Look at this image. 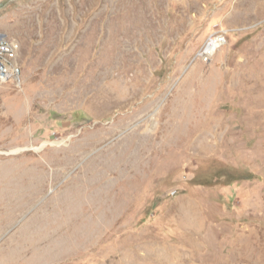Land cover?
Here are the masks:
<instances>
[{"label": "rangeland", "instance_id": "1", "mask_svg": "<svg viewBox=\"0 0 264 264\" xmlns=\"http://www.w3.org/2000/svg\"><path fill=\"white\" fill-rule=\"evenodd\" d=\"M0 34V264H264V0H0Z\"/></svg>", "mask_w": 264, "mask_h": 264}, {"label": "built area", "instance_id": "2", "mask_svg": "<svg viewBox=\"0 0 264 264\" xmlns=\"http://www.w3.org/2000/svg\"><path fill=\"white\" fill-rule=\"evenodd\" d=\"M226 42V31L220 29V31H215L211 33L206 42H204L201 50L199 51V56L204 61L210 60L212 55L216 50L221 48ZM18 46L13 40H7L3 34H0V72L6 71L5 65L12 61L16 55V50ZM1 52H9V59H1ZM3 74V76H4ZM2 76V75H1Z\"/></svg>", "mask_w": 264, "mask_h": 264}, {"label": "bare ground", "instance_id": "3", "mask_svg": "<svg viewBox=\"0 0 264 264\" xmlns=\"http://www.w3.org/2000/svg\"><path fill=\"white\" fill-rule=\"evenodd\" d=\"M133 6H134V5H133ZM135 8H136V7H135ZM135 8H134V9H135ZM133 13H134V12H133ZM137 13H138V12H137ZM129 16H130V15H129ZM150 17H151V16H150ZM132 19H133V18H132ZM131 22H132V21H131ZM141 24H142V23H141ZM135 27H136V26H135ZM139 29H141V28H139ZM122 30H123V29H122ZM133 30H134V29H133ZM131 31H132V30H131ZM131 31H130V32H131ZM137 31H138V29H137ZM141 32H142V30H141ZM122 33H123V31H122ZM122 33H121V34H122ZM133 33H134V32H133ZM137 33L140 34V31H138ZM142 33H143V32H142ZM131 35L133 36L132 32H131ZM128 36H129V35H128ZM135 36H136V35H135ZM137 36H138V35H137ZM137 36H136V38H137ZM131 38H132V37H131ZM136 38H135V39H136ZM80 40H81V39H80ZM136 40H137V39H136ZM79 43H80V42H78V45H79ZM8 57H9V52H1V59H9ZM107 62H108V61H107ZM126 65H127V64H126ZM146 65H147V64H146ZM100 66H101V65H100ZM130 67H131V66H130ZM123 69H124V67H123ZM126 69H127V68H126ZM115 72H116V71H115ZM138 72H139V71H138ZM118 73H119V72H118ZM123 73H124V72H123ZM1 74H2V73L0 72V78H2V77H1ZM121 74H122V73H121ZM141 74H143V73H141ZM4 75H5V76H4L3 78H7V77H9V76L12 75V72L9 71V70H6ZM135 75H136V74H135ZM134 77H135V76H134ZM137 77H139V75H137ZM135 78H136V77H135ZM132 82H133V81H132ZM127 83H128V82H127ZM130 84H131V82H130ZM130 87H131V86H130ZM125 88H126V87H125ZM130 94H133V93H130ZM135 96H136V95H135ZM130 97H131V95H130ZM130 97H129V98H130ZM134 113H135V112H134ZM134 113H133V115H135ZM131 114H132V113H131ZM129 118H130V117H129ZM143 149H144V148H143ZM150 149H151V148H150ZM146 150H147V149H146ZM148 150H149V149H148ZM138 151H139V150H138ZM149 151H150V150H149ZM151 151L154 152V150H151ZM128 153H129V152L127 151V154H128ZM146 153H147V152H146ZM30 198H31V197H30ZM35 198H36V197H35ZM33 199H34V198H33ZM30 201H31V199H30ZM27 202H28V200H27ZM28 203H29V202H28ZM70 215H71V214H70ZM63 229H64V228H63ZM60 230H61V229H60ZM58 232H59V231H58Z\"/></svg>", "mask_w": 264, "mask_h": 264}, {"label": "trees", "instance_id": "4", "mask_svg": "<svg viewBox=\"0 0 264 264\" xmlns=\"http://www.w3.org/2000/svg\"><path fill=\"white\" fill-rule=\"evenodd\" d=\"M78 115H79V112H76V113H75V117H78Z\"/></svg>", "mask_w": 264, "mask_h": 264}, {"label": "water", "instance_id": "5", "mask_svg": "<svg viewBox=\"0 0 264 264\" xmlns=\"http://www.w3.org/2000/svg\"><path fill=\"white\" fill-rule=\"evenodd\" d=\"M1 73L4 74V71H2Z\"/></svg>", "mask_w": 264, "mask_h": 264}]
</instances>
